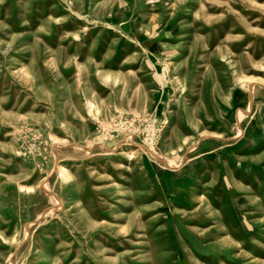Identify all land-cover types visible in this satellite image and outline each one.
<instances>
[{
    "label": "rangeland",
    "instance_id": "374dc122",
    "mask_svg": "<svg viewBox=\"0 0 264 264\" xmlns=\"http://www.w3.org/2000/svg\"><path fill=\"white\" fill-rule=\"evenodd\" d=\"M0 264H264V0H0Z\"/></svg>",
    "mask_w": 264,
    "mask_h": 264
},
{
    "label": "bare ground",
    "instance_id": "6f19581e",
    "mask_svg": "<svg viewBox=\"0 0 264 264\" xmlns=\"http://www.w3.org/2000/svg\"><path fill=\"white\" fill-rule=\"evenodd\" d=\"M127 152V151H126ZM128 153V152H127ZM130 155V154H129ZM59 173L63 176H67L69 174V170L66 167H62L59 170Z\"/></svg>",
    "mask_w": 264,
    "mask_h": 264
}]
</instances>
